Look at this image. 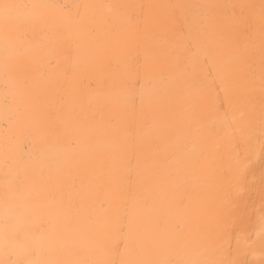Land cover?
<instances>
[{
    "label": "bare ground",
    "instance_id": "obj_1",
    "mask_svg": "<svg viewBox=\"0 0 264 264\" xmlns=\"http://www.w3.org/2000/svg\"><path fill=\"white\" fill-rule=\"evenodd\" d=\"M0 264H264V0H0Z\"/></svg>",
    "mask_w": 264,
    "mask_h": 264
}]
</instances>
